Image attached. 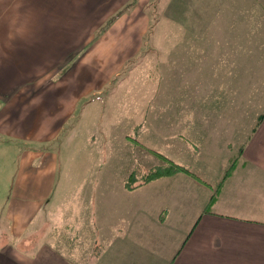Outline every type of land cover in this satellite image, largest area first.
Here are the masks:
<instances>
[{
    "label": "crops",
    "instance_id": "1",
    "mask_svg": "<svg viewBox=\"0 0 264 264\" xmlns=\"http://www.w3.org/2000/svg\"><path fill=\"white\" fill-rule=\"evenodd\" d=\"M151 1L135 0L127 11L131 0H0V223L8 224L0 231V264H264V91L253 98L249 93L245 104L255 110L256 122L243 140L240 165L221 178L218 188L177 173L127 190L133 195L127 199L113 190L111 177L97 176L96 149L104 145L96 142L102 137L89 132L83 112L94 106L93 115L96 109L99 116L98 106H106L102 88L136 50ZM195 1L166 5L169 14L182 15L180 22L189 30L183 39L189 58L182 106L155 89L150 110L146 105L140 117L130 116L127 105L117 107L119 126L136 130L147 121L151 132L145 141L151 137L152 152L180 156L182 167L197 158L191 153L193 132L207 133L216 120L227 125L233 110L241 109L237 101L231 110L225 105L221 78L210 89L214 95L205 96L206 72L215 70L219 79L226 70L238 78L239 63L255 71L254 63L264 62V50L257 52V39L264 37H256V31L264 34V0ZM134 13L141 16L129 22ZM231 24L232 40L223 30ZM224 38L231 54L219 50ZM125 45L129 48L122 51ZM195 46L201 50L193 53ZM195 73L199 89L193 86ZM231 90L233 96L238 89ZM224 110L231 114L224 116ZM108 134L104 126L109 149L119 142L127 157L143 154L138 141L130 146L128 135L113 140ZM81 142L87 144L80 147ZM166 159L171 158L166 154ZM170 184L179 185L180 193L167 194ZM65 190L78 191L70 196L72 216L50 231L33 230L42 218L48 225L44 214L61 207L58 198ZM169 225L173 232L167 231ZM143 244L149 246L148 259Z\"/></svg>",
    "mask_w": 264,
    "mask_h": 264
},
{
    "label": "rangeland",
    "instance_id": "2",
    "mask_svg": "<svg viewBox=\"0 0 264 264\" xmlns=\"http://www.w3.org/2000/svg\"><path fill=\"white\" fill-rule=\"evenodd\" d=\"M151 2H153V4H151L148 8H146L147 10L145 9L144 11L145 14L143 17H145L146 23L145 33L143 37L138 38L139 44L137 45L136 50L133 55L128 56V58H125V60L121 62L120 71L114 75V77L109 79L106 85L102 88L103 95L108 98L106 106L105 104H100L104 106V108L98 106L99 114L101 113L102 115L100 114L97 116L96 109H94L93 115L92 110L94 106H91L83 112V116H85L83 121H90L88 129L89 132L93 133L95 131L93 136L102 137L100 141L96 142L104 145L103 150L100 146H97L96 149V157L94 158V161L96 162L97 168L101 169L97 172V176L102 178L111 177L113 190H120L118 192L124 193L123 196L127 199H132L131 196L133 195L126 192L127 190L123 187L122 180L127 177L132 169L133 171H137V173L139 171L141 173H145L150 168L156 169L162 166L164 159L158 156L157 153L159 152H152L153 147L151 137L149 143H146L145 141L148 134L151 132L148 122L144 121L142 125L138 126L140 128H137L136 130H133L130 125H128V127H124L125 125L119 126L118 122L120 121V116L117 107L121 103L124 104V106L127 105L129 108L127 111L130 113V116L136 115L137 117H140L141 110L146 107V105L148 110H150L151 99L154 95L153 91L155 89H160L161 93L159 94V97L162 95L166 97L169 96L176 107H179L182 103H184V97H186V95H184L183 68L186 66V60L189 57L187 56V46L185 45L183 39L187 37L189 30L185 29L183 24L180 22L182 15H175L172 12L169 14V8L166 6L168 0H152ZM132 4H135V0H131V2H129L126 7L127 11L131 9L130 6H133ZM198 4H201L200 0L197 5ZM139 13H141V10ZM139 13H134L129 22L134 21L138 16L140 17L141 15ZM229 26H231V28ZM222 29L223 27L216 30V36L221 34ZM223 30L227 32L228 36H230V40H232L233 24L227 25V28ZM130 37L131 35L128 34V38ZM256 37H264V34L261 35L258 31H256ZM189 38L190 36L187 39L188 41ZM230 40L224 38L222 44H225V46H219V50L221 49V52L224 50V53H232ZM263 45L264 39H257V52H263ZM87 46H85V48ZM103 48L107 49L108 46L105 45ZM119 48L124 51L129 48V46L125 45L124 47ZM193 48L195 49L193 53L201 50V47L199 48V46H195ZM214 49V46H209V52H214ZM169 51H171V53L168 56ZM212 64L221 63L213 62ZM223 64L226 66L231 65L230 62ZM254 64L256 66V72L248 70L247 63H239L240 68L238 78H232L231 73L226 72V70L224 72L222 71L221 75L218 76L219 79H215V70L206 72L207 78L205 81L208 83L209 89H207V95H204L208 98L214 95L210 92V89H212V87L216 85V82L220 81L221 78L224 85L222 94L225 100V105H227L231 110V107H234L231 103L236 104L237 101L241 109L238 111L233 110L235 113L232 115L233 120H229L230 123L226 122L227 125H222L223 123L220 120H216L215 122L213 121V123L208 126L207 133H203L207 135L195 132L192 133L191 153L196 155L197 158L193 161L192 165H190V159L186 163L187 167H185L188 171H190L191 177L193 176L192 179L202 184L205 188H210L211 185H217L221 178L232 170L233 165L238 166L240 164L239 155L243 145V140L250 133L253 123L256 122L254 117L252 118L255 110L247 108L245 103L249 100V93L252 94L253 98L254 93H256L257 96H262L264 91V86L261 85L264 82V77L262 76L264 75V62H261L260 64L256 62ZM99 65L100 64L96 63V68H98ZM257 65L260 66V71H258L259 68H257ZM175 72L176 76L173 77V73L175 74ZM235 83H237L236 86ZM197 85H200V78L199 74L195 73V78H193V86L195 89H199ZM166 89L169 90L167 91ZM231 89H238L233 93V96H231ZM255 89L256 91H254ZM232 97H234L233 102ZM90 98H92V96ZM178 101H180V103H178ZM230 110H224V116L228 114L227 111L231 114ZM197 112L199 113V110H197ZM176 113L180 112L177 110ZM213 114L214 113L212 112V115ZM192 116L199 117L194 110L192 111ZM104 121L107 125H104ZM104 126H107V132H109L113 140H116L117 137H122L124 139V137L128 135L133 139V142L129 143L132 147H135L136 141H138V143L143 146V154H138L136 159L129 158L126 153H120L119 142H115V146L112 144V149H109L108 146L110 143H103ZM85 144H87V142H81L79 143V146L81 147ZM148 145L151 150L145 148V146ZM138 152H140L139 145L138 148H134L133 153L137 154ZM161 154L165 158L167 154V157L171 158L172 162L175 164H181L180 159H183L182 157L174 155L167 150ZM132 160H135V162L133 163ZM132 164L133 168L126 171V166H132ZM184 164L185 163L183 161V165ZM183 165L181 164L180 166ZM157 180L159 179L153 181ZM119 182H121V184H119ZM173 185L174 184H170V189L167 191V194L172 192L180 193V191L176 189L179 185H177L176 188ZM165 187H167V184ZM160 190H162V192H166L165 188ZM74 192L77 193L78 191L65 190L62 196L58 198V201L62 203L61 207H56L58 205L51 207L44 214L47 218L49 217L48 225L46 226L42 218L36 223L33 230L39 232L40 228L45 226L46 229L50 231L51 228H57V225L67 222V220L72 216L70 209V196H72ZM147 196L151 197V194L149 193ZM0 226L1 233L2 230L5 231L6 228L8 229V224L5 221L0 223ZM172 229V225H169L167 231L173 232ZM165 232L166 231L163 230V234ZM38 236L39 235H35L34 237H37L38 239ZM45 236L46 235L44 234L42 237ZM40 239L41 238L38 240ZM147 240L148 239L146 238L145 241ZM143 247L146 249L145 258L148 259L151 256L147 251L149 246L143 244Z\"/></svg>",
    "mask_w": 264,
    "mask_h": 264
},
{
    "label": "trees",
    "instance_id": "3",
    "mask_svg": "<svg viewBox=\"0 0 264 264\" xmlns=\"http://www.w3.org/2000/svg\"><path fill=\"white\" fill-rule=\"evenodd\" d=\"M160 158L164 159V163L162 166L156 169L150 168L145 173H141L140 171L138 173L137 171H131L123 181L124 188L128 191L136 190L139 187L147 185L153 180L160 179L163 177H169L177 173H185L187 175H191L190 171H188L187 168L175 164L169 159L163 157ZM236 167H237L236 165H233L232 172L234 171V169H236ZM225 176H227V174H225L224 177ZM220 185H221V180L218 182L217 188Z\"/></svg>",
    "mask_w": 264,
    "mask_h": 264
}]
</instances>
